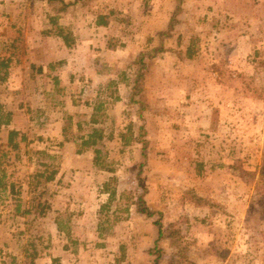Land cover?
<instances>
[{
    "label": "rangeland",
    "instance_id": "obj_1",
    "mask_svg": "<svg viewBox=\"0 0 264 264\" xmlns=\"http://www.w3.org/2000/svg\"><path fill=\"white\" fill-rule=\"evenodd\" d=\"M61 7L0 0V264H264V0Z\"/></svg>",
    "mask_w": 264,
    "mask_h": 264
},
{
    "label": "trees",
    "instance_id": "obj_2",
    "mask_svg": "<svg viewBox=\"0 0 264 264\" xmlns=\"http://www.w3.org/2000/svg\"><path fill=\"white\" fill-rule=\"evenodd\" d=\"M39 1H47L49 3H60L62 5L61 7V11H64L66 10L67 8L71 7L77 0H74L73 2H65L63 0H39ZM49 23L51 25V28H50V31L46 32V35L47 36H50V35H54L56 37H59L61 38V40L63 41L64 45L67 47V48H70L71 45L74 43V37L72 36L71 32L70 31H67L65 30L63 27H60L58 26L57 24V21H56V18H51L49 20ZM103 18L101 16H99L98 20L96 21V24L98 26H102L103 25ZM138 57H141L142 58V55L140 54ZM9 63H10V60L7 58V59H2L0 61V70H3L4 73H5V76L7 75L8 73V67H9ZM59 65V63H58ZM50 68H53L55 66V63L53 64H49L48 65ZM40 67L37 69V72H40ZM4 75V74H3ZM138 76V75H137ZM57 78H54V82L55 84H57V81L56 80ZM227 80V83L228 85H230V87H235L233 86L232 82H236V80H234L233 78L227 76L226 78ZM135 82L138 83V79L136 78L135 79ZM132 102L135 101V98L134 96H132V98L130 99ZM99 111V107H95L94 110H93V113H92V118H91V122L92 123H95V113ZM11 117H12V114L10 112H3L2 110V107L0 106V129L1 127H5V126H9L10 125V122H11ZM141 129L143 130V128L141 127ZM21 137V142H24L25 139H26V136L24 134H20L18 131L16 130H10L8 132V136H7V142H8V145L11 146L13 149H16L17 146L19 144H17L15 142V138L17 136ZM123 139L124 136H122ZM103 139V136H102V132L97 129V128H94L91 130V132L89 134H87V136L81 138V142H80V149L77 150V154H81L83 149H89V148H95L97 143L99 141H101ZM126 143V142H125ZM100 150L95 148L94 149V158H93V163L95 166H98L100 165ZM37 155V157H47V154L45 151H36L35 153ZM40 167L43 168L42 171H37L35 175L32 176V179L34 180L35 182V187L40 183V179H43L45 182H50V181H53L56 177V175L58 174V170L57 168L56 169H51L50 168V165L48 166V164H45L44 162H40ZM0 173H2L1 171V162H0ZM245 173V172H243ZM262 173H263V167H262ZM4 174H0V187H2V189L5 188V184L2 182V180L4 179ZM261 177H263V175H261ZM9 189H10V192L15 194L16 193V190L14 189V186L11 184L9 186ZM110 199L113 197L114 195V192H109L108 193ZM144 205V204H143ZM37 213L39 215H43L45 210H46V206L45 204H38L37 206ZM105 209V206H101V209H100V212H103V210ZM16 211L18 212L19 209L17 208ZM141 212L145 213L147 216H152L154 215V212L150 211L148 208H146L145 206L142 208ZM30 213V210H26L25 214H29ZM158 226V237L160 238L162 236V231H161V228L160 226L157 224ZM57 228L59 231L62 232V226L60 223H57ZM103 231V228H102V224L99 225V233L101 232L102 233ZM157 243H158V240H157ZM122 249V248H121ZM27 250H25V259L27 261V264H34L36 258L38 257V252L36 250H33L32 254H28L26 253ZM116 262H119V261H116ZM155 264H158L155 262Z\"/></svg>",
    "mask_w": 264,
    "mask_h": 264
},
{
    "label": "crops",
    "instance_id": "obj_3",
    "mask_svg": "<svg viewBox=\"0 0 264 264\" xmlns=\"http://www.w3.org/2000/svg\"><path fill=\"white\" fill-rule=\"evenodd\" d=\"M61 44H62V43H61ZM47 63H48V64H50V63H51V61H50V62H47ZM48 64H47V65H48Z\"/></svg>",
    "mask_w": 264,
    "mask_h": 264
}]
</instances>
